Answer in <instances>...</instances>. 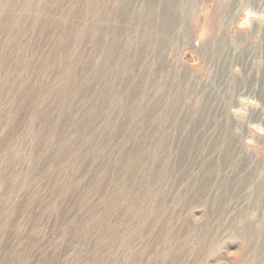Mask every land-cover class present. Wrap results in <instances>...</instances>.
Returning <instances> with one entry per match:
<instances>
[{"label": "rangeland", "instance_id": "374dc122", "mask_svg": "<svg viewBox=\"0 0 264 264\" xmlns=\"http://www.w3.org/2000/svg\"><path fill=\"white\" fill-rule=\"evenodd\" d=\"M246 10L264 0H0V264H264Z\"/></svg>", "mask_w": 264, "mask_h": 264}, {"label": "clouds", "instance_id": "9594fccd", "mask_svg": "<svg viewBox=\"0 0 264 264\" xmlns=\"http://www.w3.org/2000/svg\"><path fill=\"white\" fill-rule=\"evenodd\" d=\"M247 17H248V20L249 22L253 19L255 20H264V17H260V16H257L256 14L252 13L251 11H249L247 14ZM250 26V23L249 24H245V25H242V27H249ZM203 39V37H201ZM237 72H239V69H237ZM252 142L249 141V144H251Z\"/></svg>", "mask_w": 264, "mask_h": 264}, {"label": "crops", "instance_id": "0c3cea01", "mask_svg": "<svg viewBox=\"0 0 264 264\" xmlns=\"http://www.w3.org/2000/svg\"><path fill=\"white\" fill-rule=\"evenodd\" d=\"M247 11H248V10L245 11L246 14H247ZM243 13H244V12H243ZM246 14H245V15H246ZM243 15H244V14H243Z\"/></svg>", "mask_w": 264, "mask_h": 264}]
</instances>
